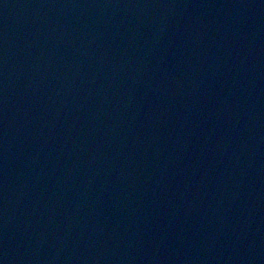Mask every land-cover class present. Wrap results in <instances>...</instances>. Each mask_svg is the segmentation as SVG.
<instances>
[{"label": "water", "instance_id": "1", "mask_svg": "<svg viewBox=\"0 0 264 264\" xmlns=\"http://www.w3.org/2000/svg\"><path fill=\"white\" fill-rule=\"evenodd\" d=\"M0 264H264V0H0Z\"/></svg>", "mask_w": 264, "mask_h": 264}]
</instances>
